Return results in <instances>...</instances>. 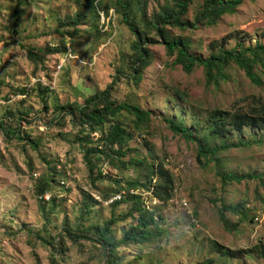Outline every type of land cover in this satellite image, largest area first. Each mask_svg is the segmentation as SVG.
I'll return each mask as SVG.
<instances>
[{"label":"rangeland","instance_id":"obj_1","mask_svg":"<svg viewBox=\"0 0 264 264\" xmlns=\"http://www.w3.org/2000/svg\"><path fill=\"white\" fill-rule=\"evenodd\" d=\"M146 1L150 17L174 5L173 0ZM204 2L194 0L183 19L192 23ZM87 3L0 0V264H52L54 250L39 235L48 240L57 237L56 242L63 243L66 252L57 255L60 264H133L136 259V264L211 260L214 264H264V129H231L232 142L244 140L251 142L250 146L217 155L222 172L256 174L261 180L222 185L215 163L200 165L196 145L174 135L163 121L165 117L182 120L198 131L196 125L204 129L214 111L249 112L257 101L264 103V72L255 70L262 80L256 86L231 64L227 80L218 86L209 84L202 67L187 73L175 65V57L167 55L152 30L151 37L158 43L147 45L151 61L139 79L132 69L135 36L116 11L115 0H104L103 5L95 1L99 18ZM137 11L133 3L129 17L143 29L142 14ZM73 20L78 22L71 24ZM167 29L172 37L189 39L191 52L204 58L238 43L254 46L264 43V0H246L236 12L213 25ZM55 48L61 51L55 52ZM29 50L42 58L36 55L32 59ZM111 84L112 99L150 111L152 121L137 130L131 117L122 114L121 122L133 134L127 145L133 152L119 159L128 166L123 168L119 160L110 164L94 158L96 167L90 178L84 157L88 146L78 137L89 136V146L96 147L101 131L82 128L60 107L82 105L87 97ZM16 127L19 134L15 135ZM7 128L9 135L3 133ZM99 145L103 147V141ZM134 158L162 163L173 176V196L159 201L143 192L147 205L156 212L162 235L145 244L116 248L118 259L109 263L100 232L112 216L118 218L107 233V238L117 243L137 224L133 218L120 219L132 202L112 206L113 197L120 195V201L127 195V190L118 192L117 181L121 187L133 179L146 182L144 176L139 178L142 168L129 164ZM44 178L52 181L54 201L42 202L49 221L36 192ZM238 203H244L253 222L228 230L220 220L219 207ZM227 218L239 222L234 214L227 213ZM66 229L73 235L88 234L92 240L76 243L72 237H64ZM218 248L227 249L229 255Z\"/></svg>","mask_w":264,"mask_h":264},{"label":"trees","instance_id":"obj_2","mask_svg":"<svg viewBox=\"0 0 264 264\" xmlns=\"http://www.w3.org/2000/svg\"><path fill=\"white\" fill-rule=\"evenodd\" d=\"M95 1L96 0H88L87 4L96 12L99 18L101 16L98 15L97 9L99 5H103L104 0H99V5L95 3ZM173 1V6H166L160 12L150 17L148 1L146 0H115L116 11L122 14L124 23L135 36L132 49L136 53V58L135 60L133 59L132 69L134 74L139 76V79L141 78L142 70H144L151 61V55L147 45L158 43V40L151 37V31L154 30L161 39L167 55L175 57L174 64L182 66L185 72L191 73L196 67H202L207 75L208 83L218 86L221 81L228 79L226 71L231 64H235L239 69L245 72L252 84L256 86L262 84V80L256 75L255 70L259 68L264 72V43H257L254 46L248 47H245L242 43H238L231 49L221 48L219 52H212L209 57L204 58L191 52V43L189 39L172 37L167 29V27H171L185 30L196 29L202 24L213 25L222 16L236 12L238 7L246 0H205L192 23L183 18L194 0ZM249 1L253 2L255 0ZM133 3L137 4L139 10L137 12L142 14V21H144L143 29L129 17ZM77 22L78 20H73L70 23L76 24ZM62 48L66 51V45L62 46ZM55 49V52L61 51L59 48ZM28 55L32 59L38 56L36 52L32 50L28 51ZM38 57L42 58V56ZM112 86L111 84L105 90L87 97L82 105L72 103L60 107L61 111L71 116V119L76 120V122H73L82 128L86 127L94 132L97 130L101 131L102 135L96 143V147L89 146L91 144L89 136L84 135L83 137H78L80 143H85L88 146L85 150L84 157L90 178L94 175L96 167L94 158L102 161L108 160L110 164H114V160H119L130 152H133L132 149H127V145L133 138V134L127 127H124L121 122L120 119L122 114L131 117L132 125L137 130L147 128L152 121L153 113L150 111L142 109L136 104L129 102L118 103L112 99ZM257 102V105L251 107L249 112L230 113L214 111L209 116L208 123L204 129H200L199 125H196L199 133H197L198 131H195V129L187 126L182 120L165 117L163 121L174 135L180 136L186 142L196 145V159L200 165L208 166L212 162L215 163L217 175L221 178L222 185L235 182L241 183L254 179L261 180V177L256 174L238 175L222 172L220 169V160L217 159V155L220 152L247 147L251 144V142L244 140L232 142L229 136L231 129L240 131L245 126L264 129V103H261V101ZM9 132L10 130L8 128L3 129L5 135H9ZM14 134H19L18 127L14 129ZM101 141H103V147L99 145ZM215 141H217V144ZM29 143L33 148H37L35 142L29 141ZM119 162L122 164L123 168H127L128 165L126 162L122 163L120 160ZM129 164L142 168L143 174L139 178H143L144 176L146 182L143 183L140 179H133L125 183L126 187H121V181L116 182L119 186L118 192L127 190V195L120 201L115 200L112 206L116 208L123 202H132L133 205L126 213L121 215L120 219L127 220L133 218L137 221V224L126 230L117 243L111 242V239L107 238V233L110 231V225L118 221V218L112 216L104 231L100 232V236L104 241L103 249L108 255L109 263H114V261L118 259L115 253L116 248L145 244L158 239L162 235L156 212L147 205V200L144 199L143 192H150V199H158L159 201H168L173 196V176L162 163L157 164L148 161L146 158H134ZM98 169L99 174H101V168L99 167ZM50 180L51 179L47 178L40 180L36 190L37 196L40 199L41 210L44 212V215H46L47 221H49V216L47 215L48 211L44 205H42V202L49 203L52 200L54 201V199L51 197L46 201L44 198L40 197L52 192V181ZM84 202V209L88 210L89 205L87 201ZM227 213L236 215L239 218V222H231L227 218ZM219 216L224 227L228 230H237L240 223L248 220L253 222V217L249 215L248 209L244 203H238L236 205L222 204L219 207ZM66 230L64 237H72L73 241L76 243L80 239L92 240L91 236L89 237L88 234L73 235L72 231L69 229ZM38 238L45 245L57 251V253L53 251L56 255L53 254L52 264H60V261L57 260V255L65 254L66 250L63 248V243L61 241L56 242L57 237L48 240L39 235ZM93 242L97 241L93 240ZM107 244L108 246H106ZM218 251L224 255H229L230 252L227 249L223 250V248H218ZM137 260L139 259H136L133 264H136ZM201 264H214V261H206Z\"/></svg>","mask_w":264,"mask_h":264},{"label":"built area","instance_id":"obj_3","mask_svg":"<svg viewBox=\"0 0 264 264\" xmlns=\"http://www.w3.org/2000/svg\"><path fill=\"white\" fill-rule=\"evenodd\" d=\"M34 176H35V174H34ZM40 198H44V200H49L50 198H51V194L50 193H48V194H45L43 197H40ZM114 198V200H117V199H120L121 198V196L120 195H118V196H116V197H113Z\"/></svg>","mask_w":264,"mask_h":264}]
</instances>
